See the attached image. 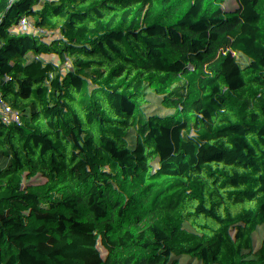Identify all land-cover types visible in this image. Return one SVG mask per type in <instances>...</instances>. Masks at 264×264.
<instances>
[{
    "label": "trees",
    "instance_id": "1",
    "mask_svg": "<svg viewBox=\"0 0 264 264\" xmlns=\"http://www.w3.org/2000/svg\"><path fill=\"white\" fill-rule=\"evenodd\" d=\"M15 80L0 264H264V0H0Z\"/></svg>",
    "mask_w": 264,
    "mask_h": 264
},
{
    "label": "rangeland",
    "instance_id": "2",
    "mask_svg": "<svg viewBox=\"0 0 264 264\" xmlns=\"http://www.w3.org/2000/svg\"><path fill=\"white\" fill-rule=\"evenodd\" d=\"M171 17H172V15L170 13H165L163 15V23L168 21ZM155 30L162 31L161 27H158V26L155 27ZM184 56H185V53L183 52V53H180L178 55H170L169 59L181 60V59H183ZM3 88H4V90H6L7 86H4ZM221 97L223 99H226L228 96L226 94H222ZM44 98H45V92L42 93L40 96H34L32 98V100L29 102V104L26 108L27 109L26 111H29V109H31L32 107L36 108L37 105L42 100H44ZM260 119H262V118L257 116V115L249 114L244 120L245 128L249 129L250 127H252L254 121L260 120ZM197 127H198V125L191 128L186 140H184V143L187 146H189V148H193L199 142ZM8 133H14V131L9 130ZM16 169H17L16 166H10V168L6 171V173H10L12 175L14 172L17 171ZM4 193H6L5 195L9 199L10 203L13 204V205L9 204V206H8V209L11 213L18 211L19 209H23L24 207H26V205L28 203H33L32 196H29V198H23L21 195H15L12 192H4ZM199 193H200L201 197L204 198L205 200L210 197V195H208L206 192L199 191ZM113 237H114V239H111L110 241H108L106 243V249L107 250H120V251H126V252L135 250L134 246L125 245V244H123V242L119 241L120 240V234L118 232H114Z\"/></svg>",
    "mask_w": 264,
    "mask_h": 264
},
{
    "label": "built area",
    "instance_id": "3",
    "mask_svg": "<svg viewBox=\"0 0 264 264\" xmlns=\"http://www.w3.org/2000/svg\"><path fill=\"white\" fill-rule=\"evenodd\" d=\"M17 90V81L8 82L7 89L1 86L0 81V118H10V100H13L16 96ZM10 168L9 165L0 162V171L6 173V171Z\"/></svg>",
    "mask_w": 264,
    "mask_h": 264
}]
</instances>
